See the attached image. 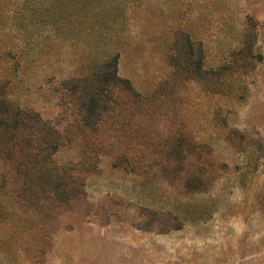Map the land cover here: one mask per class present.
<instances>
[{"label": "rangeland", "instance_id": "rangeland-1", "mask_svg": "<svg viewBox=\"0 0 264 264\" xmlns=\"http://www.w3.org/2000/svg\"><path fill=\"white\" fill-rule=\"evenodd\" d=\"M122 1L73 39L0 0V81L59 140L43 198L0 155V264H264V0ZM117 53L139 101L78 127L65 83Z\"/></svg>", "mask_w": 264, "mask_h": 264}, {"label": "trees", "instance_id": "trees-1", "mask_svg": "<svg viewBox=\"0 0 264 264\" xmlns=\"http://www.w3.org/2000/svg\"><path fill=\"white\" fill-rule=\"evenodd\" d=\"M122 2L51 0V33L71 36L73 39L74 35L82 31L91 30L96 33L95 29H98L97 33L102 34L105 29L110 30L116 24ZM186 37L189 40V35ZM13 46L14 43L6 45V56L18 55ZM188 51L184 53L186 56ZM180 52L183 53L182 50ZM119 57L118 53L112 55L103 60L102 64L96 65L89 76L73 78L65 83L70 91L80 93L79 105L84 119H81V126L78 127L95 131L102 116L118 103L112 94L113 90L127 92L134 101H139L140 95L135 92L130 80L119 74ZM8 84L9 81H0V155L13 164L17 175L22 178L25 196L36 198L39 195L43 198L47 188L58 180V174L51 173L50 166L51 154L59 145L58 138L51 135L57 136L58 132L51 130V123L43 120L39 113L14 102L7 93ZM92 167L96 168V164ZM55 193L60 196L57 187Z\"/></svg>", "mask_w": 264, "mask_h": 264}]
</instances>
